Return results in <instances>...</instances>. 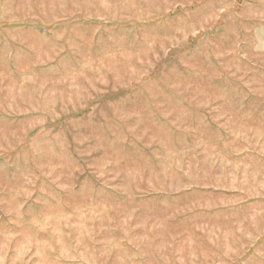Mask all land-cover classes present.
Returning a JSON list of instances; mask_svg holds the SVG:
<instances>
[{
	"label": "rangeland",
	"instance_id": "obj_1",
	"mask_svg": "<svg viewBox=\"0 0 264 264\" xmlns=\"http://www.w3.org/2000/svg\"><path fill=\"white\" fill-rule=\"evenodd\" d=\"M0 264H264V0H0Z\"/></svg>",
	"mask_w": 264,
	"mask_h": 264
}]
</instances>
